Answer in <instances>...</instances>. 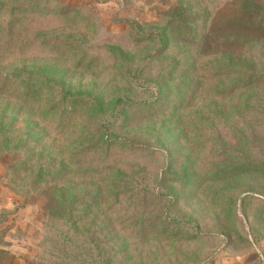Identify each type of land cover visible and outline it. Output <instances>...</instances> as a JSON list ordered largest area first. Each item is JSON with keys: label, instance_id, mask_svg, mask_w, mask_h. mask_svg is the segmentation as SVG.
Wrapping results in <instances>:
<instances>
[{"label": "rangeland", "instance_id": "rangeland-1", "mask_svg": "<svg viewBox=\"0 0 264 264\" xmlns=\"http://www.w3.org/2000/svg\"><path fill=\"white\" fill-rule=\"evenodd\" d=\"M62 236L264 264V0H0V264Z\"/></svg>", "mask_w": 264, "mask_h": 264}, {"label": "trees", "instance_id": "trees-1", "mask_svg": "<svg viewBox=\"0 0 264 264\" xmlns=\"http://www.w3.org/2000/svg\"><path fill=\"white\" fill-rule=\"evenodd\" d=\"M240 23H241V25H242V27H244V29L245 30H247V31H249L251 28H252V23H250L249 21H240ZM153 33H150V35H149V37L147 36L146 37V39H148V38H151L150 36L152 35ZM154 36V35H153ZM159 39L162 41L163 40V42H164V32L162 31V33L159 35ZM163 54V53H162ZM246 79H245V85L246 86H248V84L249 83H246V82H248L249 81V77H245ZM251 78V77H250ZM125 100V102H130V103H133L134 101L133 100H131V99H127V98H125L124 99ZM120 101V100H119ZM72 200H74V197H71L70 199H69V201H72ZM94 240V245H95V247L97 248V244L98 243H96V241H95V239H93ZM61 243H62V248H60L59 249V251H58V257L60 258V260L58 261V263L57 264H69V263H77V264H101V262L97 259L98 257H100V255H98L97 256V258L96 259H93V257H92V255H86L85 254V256L87 257V259H86V261H80V259L82 258V257H79V260L77 259L78 257H76L75 255H74V251L73 250H70V248H72L71 247V245H73V241H71V239L70 238H67V237H63L62 236V238H61ZM79 249L82 251V253H87L86 252V249H84V243L82 244V245H80V247H79ZM44 263V261L43 260H40L39 261V263L38 264H43Z\"/></svg>", "mask_w": 264, "mask_h": 264}, {"label": "crops", "instance_id": "crops-1", "mask_svg": "<svg viewBox=\"0 0 264 264\" xmlns=\"http://www.w3.org/2000/svg\"><path fill=\"white\" fill-rule=\"evenodd\" d=\"M223 264H225V263L223 262ZM234 264H237V260H234Z\"/></svg>", "mask_w": 264, "mask_h": 264}]
</instances>
